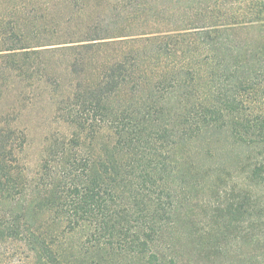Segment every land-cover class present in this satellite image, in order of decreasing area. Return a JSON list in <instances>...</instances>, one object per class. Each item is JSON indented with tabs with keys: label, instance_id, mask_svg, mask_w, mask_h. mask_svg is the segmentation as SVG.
Listing matches in <instances>:
<instances>
[{
	"label": "trees",
	"instance_id": "1",
	"mask_svg": "<svg viewBox=\"0 0 264 264\" xmlns=\"http://www.w3.org/2000/svg\"><path fill=\"white\" fill-rule=\"evenodd\" d=\"M37 85L73 131L28 176L16 124ZM221 137L247 187L199 202L201 220L189 188L212 173L190 148ZM252 185L264 0H0V264H264Z\"/></svg>",
	"mask_w": 264,
	"mask_h": 264
},
{
	"label": "rangeland",
	"instance_id": "2",
	"mask_svg": "<svg viewBox=\"0 0 264 264\" xmlns=\"http://www.w3.org/2000/svg\"><path fill=\"white\" fill-rule=\"evenodd\" d=\"M60 74L63 79L62 82L67 84L70 78L65 77L66 74L63 72ZM28 92L30 93L27 96V102L22 104L23 106L20 108L22 112L16 126L23 130L26 135V144L20 155L21 164L26 169V174L28 176H33L40 170L42 161L47 156V151L52 140L55 137L65 138L71 136L73 129L60 120L55 119L54 105L49 100L48 89H45L42 85H37L33 86ZM221 140L222 142L218 146L210 144L209 147H211L212 151L210 155L207 154L204 145L201 143L190 148V153L193 154L191 157L192 162L195 164V170L204 168L212 173L211 177L198 179V187L189 188V192L195 197L190 205V209H193L191 214L201 220H205L208 214L206 215L205 212H202L205 208L201 209L199 202H206L209 200L215 201V196L217 197V194L222 196L221 191L230 190V186H232L234 182L239 184V186L247 187L244 174L239 172L237 174L236 172L238 169L233 166V163L237 161L235 157L240 149L231 146L228 139L221 137ZM206 146L207 144L205 147ZM217 169H221V173L228 177L227 179L222 178L225 181L223 185H219L217 182L214 183V187L220 186V192L218 193L217 191L211 192L209 190L211 184H213L218 177V174L214 173ZM249 188L252 192L259 195L264 202V191H260V188L254 187V185ZM212 197H214V199ZM197 203L199 205L198 207L196 206ZM185 213L187 212H181L180 215ZM238 249L239 246H236L233 250Z\"/></svg>",
	"mask_w": 264,
	"mask_h": 264
}]
</instances>
